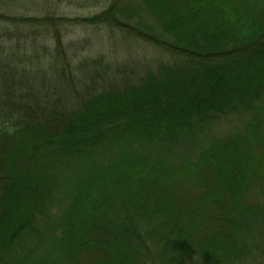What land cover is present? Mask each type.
I'll list each match as a JSON object with an SVG mask.
<instances>
[{
  "label": "trees",
  "instance_id": "1",
  "mask_svg": "<svg viewBox=\"0 0 264 264\" xmlns=\"http://www.w3.org/2000/svg\"><path fill=\"white\" fill-rule=\"evenodd\" d=\"M40 1L0 0V264H264V0ZM74 26L160 57L74 64Z\"/></svg>",
  "mask_w": 264,
  "mask_h": 264
},
{
  "label": "rangeland",
  "instance_id": "2",
  "mask_svg": "<svg viewBox=\"0 0 264 264\" xmlns=\"http://www.w3.org/2000/svg\"><path fill=\"white\" fill-rule=\"evenodd\" d=\"M52 1L56 2L57 0H41L39 3H36L35 6H32V4L26 5L24 7L25 12L33 17H45L47 16L46 13L49 8L50 11L53 8L49 7L50 4H53ZM139 1L140 0H122L124 5L128 7L129 11L137 10L142 19L147 24L154 27L156 22L155 19L150 14L144 12V9L141 8V3H139ZM112 3L113 0H84L80 3V6L72 5L67 8H61L60 14L70 18L71 20H73V18H88L102 12L105 9H108ZM125 3L130 4L126 5ZM50 11L48 13H50ZM156 31L159 33L161 32L159 27H156ZM64 39V46L67 47V44L75 42L73 44L72 51L77 49L76 52H81L77 59L72 60V63L74 64L80 63L83 59L93 60L101 56L106 58V62L112 64H119L121 62L130 63V61L134 62L138 58H147V61H151L155 57H160L161 54L160 52L153 50L152 46L148 45V43L132 39L120 30L110 29L109 27L85 28L83 26H74L68 29L67 35ZM83 46H86L84 52H82ZM42 66L48 67V64L43 63ZM235 129L236 128H234L231 124L226 122L214 125L211 124L210 128L202 131V139L199 143L200 145L207 146L214 139L233 133ZM188 144H191V140L188 141ZM193 144L194 143H192V147L194 146ZM140 151L147 154L152 153L153 150L152 148H148L145 145L143 147L142 145L140 147ZM184 151L185 150L180 152L175 151L177 154H170V156L174 161H180L184 158ZM40 256L41 255L39 254L38 257Z\"/></svg>",
  "mask_w": 264,
  "mask_h": 264
}]
</instances>
